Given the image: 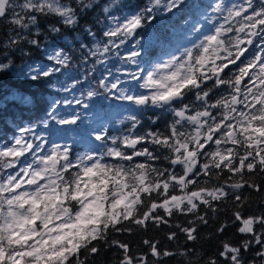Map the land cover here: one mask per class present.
<instances>
[{
    "label": "snow or ice",
    "instance_id": "1",
    "mask_svg": "<svg viewBox=\"0 0 264 264\" xmlns=\"http://www.w3.org/2000/svg\"><path fill=\"white\" fill-rule=\"evenodd\" d=\"M182 3L183 0H167L163 7L172 11ZM79 4L82 8L91 7L84 0H79ZM161 5L162 0H151L139 12L125 16L122 22L113 17L117 26L104 33L110 39L104 45L103 52L109 51L108 45L118 48L125 43L147 20L155 18L152 14ZM104 11L108 12L109 9L105 8ZM212 11L226 12L227 15L222 17L224 23L215 27L212 34L204 35L192 48H185L180 57L173 56L149 71L143 87L154 89L150 95H125L122 92V99L137 105L151 104L167 108L175 117H179L170 126L168 135L148 132L144 135L112 137L113 146L105 145L104 153H86L75 160L70 158L68 146L61 151L60 145H54L47 155L33 159L20 167L15 175H8L0 181V264H86L88 257L102 251L101 246L93 241L108 248L116 246L122 249L123 258L119 264H147L146 257L129 255L126 243L109 240L110 231H131L124 227L125 221L142 227L150 220L156 224H167L165 216L156 214L158 208L163 209L167 216H172L174 211L194 213L197 222L207 224V213L200 215V206L206 205L211 211H216L213 202L227 198L230 193L220 184L211 188L199 185L198 190H188V186H197L196 177L201 176L207 177L209 182L220 180L225 168L244 181L231 183L228 185L231 189L239 190L247 185L257 192L264 191V184L249 183L244 179L246 172L264 173V0H259V3L256 0H242L230 5L221 0L213 6ZM37 14H55L66 25L78 22L77 9L62 0H0V21L16 33L7 37L5 50L18 46L16 42L22 38L21 32L38 24ZM85 30L95 36L90 28ZM51 31L57 32L59 29L52 26ZM233 32L244 34L243 38L240 35L229 36ZM254 41L258 50L253 52L252 59L245 62L241 57L249 48L241 45L252 46ZM30 43L38 46L35 39ZM97 51H100L99 45ZM131 55L138 56L139 52ZM49 59L67 66L70 57L59 50ZM237 61L240 63L237 64ZM10 63L0 62V72L7 70ZM229 65H234L237 72L226 80L220 74L229 69ZM29 68L35 73L31 75L34 81L59 70L44 66L32 68L31 65ZM134 79L139 77L134 76ZM209 80L212 87L206 84ZM219 85L230 86L229 96L209 104L210 93ZM111 88H117V83H113ZM189 93L194 94L195 100L200 101L203 107L194 115L186 114L192 107L184 103ZM94 95L95 92L88 93L89 97ZM176 104L181 106L177 108L174 106ZM217 107L223 110L219 120L208 110ZM77 119H60L58 122L75 124ZM128 119L133 122L130 132L134 131L140 121L135 115ZM182 121L194 125V131H180L177 125L183 127ZM96 139L103 140L104 136L97 135ZM208 142L217 147L213 151H202ZM144 143L167 149L169 155L163 159L168 160L170 166L180 165L182 173H177L171 167L156 168L147 162L123 163L133 161L134 157H145L146 161L161 159L156 152L143 146ZM222 144L225 145L223 149L219 147ZM138 145L141 147L137 148ZM37 149L43 151L40 145L30 143L23 137L17 138L12 146L0 149V158H5L2 166L14 168L22 163L21 157ZM125 149H130L131 153ZM201 156L206 159L197 168ZM105 157H114L119 162H103ZM34 164L40 167H33ZM26 185L28 190L20 191ZM170 188L172 192L179 189L184 194H170ZM153 193H156V197H153ZM160 197L163 200L157 203ZM246 199L238 191L235 192V200L243 203ZM141 206L144 208L142 212L139 211ZM234 218L243 225L238 231L251 234V239L239 246L225 244L219 257L225 258V264H264V213L245 218L237 211ZM189 224L190 227H182L181 231L188 240L194 241L197 239L194 235L197 228L195 222L190 221ZM225 227L221 226L218 231L223 232ZM170 238H175V233ZM144 243L149 245L154 257L196 255L194 251H160L156 244L149 241ZM254 244L259 247L252 260L246 261L242 249L250 251ZM81 249H84L83 259ZM188 264L193 262L189 259ZM207 264H219V260L212 258Z\"/></svg>",
    "mask_w": 264,
    "mask_h": 264
},
{
    "label": "trees",
    "instance_id": "2",
    "mask_svg": "<svg viewBox=\"0 0 264 264\" xmlns=\"http://www.w3.org/2000/svg\"><path fill=\"white\" fill-rule=\"evenodd\" d=\"M196 1L194 7L200 8L202 0H193L189 5L184 3L181 7L174 8L172 11L157 12L154 10V19L147 20L142 27L136 30V33L130 37L135 41H139L144 37H154L156 35L155 42L148 45L147 41L139 45L140 52L138 57L142 61V54L147 47L156 46V50H162L168 47L167 43L170 39L172 27L176 26L175 18L181 14L183 16L193 8V3ZM63 3H69L72 7L77 9L78 22L75 25H66L63 23L62 18L55 14L47 16L38 15V24L32 25L28 30L21 32L22 38L16 43L18 46L8 47V36H14L9 27L5 25L3 21H0V62L9 63L10 66L7 70L0 72V148L4 144L11 141V138L20 132H27L29 126L35 125L38 128L42 127L43 121L48 117V109L50 107L52 97L59 93L58 84L60 79L67 73L71 72L72 76L70 80L78 82L79 86L84 85L88 80L93 84L95 90L98 93H103L107 96H111L116 100H122L117 96L116 91H113L111 86L105 88L100 83V77L106 80L107 85L113 84L115 81L123 83L125 79L124 71L130 70V74H134L137 69V65H134L132 58L127 57L124 51L121 49V45L117 48L112 45H108L109 51L103 52V47L108 44L109 37L105 36L107 25L108 13L104 11L107 6L114 5L115 8L124 10L129 14H134L148 5L151 0H84V3H88L91 7H80L79 0H62ZM200 3V4H199ZM199 11H197L198 13ZM52 26L59 29L57 32L51 31ZM15 27V26H13ZM90 28L95 36H91L85 29ZM17 31H20L17 29ZM232 36V35H229ZM235 36V35H233ZM243 38V36H242ZM37 40L38 46L30 43L31 40ZM116 39V38H112ZM119 43V40H116ZM126 42V41H125ZM256 43L254 45H241V47H248L249 51L245 53L242 60L252 59V54L257 51ZM99 45L100 51H97ZM58 48L62 50L64 54L70 57L67 66L56 64L53 59H49L48 55L50 50ZM192 48V47H191ZM154 51V52H155ZM195 51V50H194ZM51 63L59 67L58 71H54L48 77H41L38 80H32L31 75H21L22 71L28 69L29 65L39 63ZM220 63V61H217ZM240 62L237 61V64ZM231 69V70H229ZM229 69H225L224 73H221V77L224 79L232 78L233 74L237 72L234 65H229ZM35 74V73H34ZM33 74V75H34ZM83 75V78H81ZM247 79V78H246ZM208 87H212V81H206ZM243 88V85H241ZM20 93L22 100H11L8 95L11 92ZM113 91V92H112ZM111 92V93H110ZM231 92L229 85H219L213 88L208 100L209 104L216 103L221 97H228ZM100 96V94H99ZM98 108L92 104L90 108L94 110L91 112V116L95 114H102L105 109L102 107L104 101L100 97L97 99ZM185 104H191V110L186 113L188 115H194L197 110H203L200 101L195 100V96L192 93L184 100ZM102 104V105H101ZM175 107L179 108L181 105L176 104ZM239 107L243 108V105ZM210 112L220 119V113L223 111L219 107L209 108ZM103 115V114H102ZM133 115L140 121L136 125L134 131L130 132L133 122L129 119L122 120L111 127H108V136H114L109 130L120 127L122 131L128 132L130 135H144L148 132H158L164 135H168L170 132V126L176 119L174 113L167 108H158L149 105H139L133 107ZM235 115V114H234ZM235 123V121H232ZM184 125L181 127L177 125L180 131L193 132L194 125L188 124L182 121ZM106 131V132H107ZM219 134H217L218 136ZM49 136V135H48ZM44 139V142L49 144V139ZM216 137H214L215 139ZM83 143V142H81ZM81 146L78 142L76 147ZM143 146L148 147L150 151L156 152L161 156V159L155 161H146L145 157H134L133 161H125L126 165L133 163H150L156 168H172L177 173H182V167L180 165L170 166L169 161L163 159L164 156L169 155L167 149H160L159 146L152 145L150 143H144ZM141 147L140 145L137 148ZM217 146L214 143L208 142L205 144V149L202 151H213ZM220 148H224L225 145H220ZM231 147V145H227ZM80 149V148H77ZM131 153L130 149H125ZM32 158L31 156H28ZM9 159V158H8ZM206 157L201 156L199 162L196 165L199 168L204 162ZM5 158H0V171L3 172L6 168L3 167ZM116 158L112 157L108 163H118ZM195 171V170H194ZM219 171V170H216ZM221 179H213L211 182L207 180V177H196L198 185L194 186L189 184L188 190H198L199 185L205 187H213L217 184L223 185L230 193L227 198L220 201H214L213 205L216 211H211L206 205H201L199 209L200 215H206L208 220L207 224H201L196 221V215L194 213H184L174 211L172 216H167L163 209H157L156 214L165 216L168 223L156 224L153 221L146 222V226H138L132 224L130 221L124 222L125 228H130L131 231L111 232L109 233V240H117L126 243L129 246V255L139 258L146 257L147 264H188L190 259L193 264H207V261L212 258L219 260V264H225V258L219 257V252L223 251L224 245L239 246L245 240L251 239V234L240 233L238 229L242 227L241 221H237L234 218V213L240 212L242 217L259 216L264 213V191L257 192L255 189L248 188L245 185L244 188L239 190H233L228 185L235 181L243 183L239 176L235 173H229L225 168L221 173ZM244 179H247L249 183L255 182L256 184H264V173H245ZM227 181V183H225ZM239 192L242 197L247 199L242 203L235 200V192ZM170 194H184L179 189ZM153 197H156V193H153ZM163 197L157 199V203L162 202ZM143 206L139 211H143ZM195 222L197 232L194 235L197 236L196 240H188L185 233L181 231L182 227H190L189 222ZM226 225L223 232L218 231L221 226ZM258 227V226H257ZM175 233V238H170L171 234ZM149 241L156 244L160 251H170L174 253H183L185 251H194L196 255L185 256L176 255L174 257H154L151 254L149 245L144 243ZM94 244L101 246L102 251L96 256L88 257L86 264H119V261L123 258V250L116 246L108 248L98 241H93ZM258 245H253L250 251H244L242 249V255L246 261H251L255 254ZM84 258V249H81V259ZM257 259H259L257 257Z\"/></svg>",
    "mask_w": 264,
    "mask_h": 264
},
{
    "label": "rangeland",
    "instance_id": "3",
    "mask_svg": "<svg viewBox=\"0 0 264 264\" xmlns=\"http://www.w3.org/2000/svg\"><path fill=\"white\" fill-rule=\"evenodd\" d=\"M192 1L193 0H183V3L180 4V6L182 7L184 3L190 5ZM220 2L221 0H202V3H199L200 8L197 9L194 7L196 3L195 1L193 3V8H191L188 13L184 16L183 14H178L175 18L176 26H173L170 32V35L172 36H170L167 43L168 47H165L163 51H155L156 46L147 47L142 54V61H140L138 56L133 57L131 54L133 52H140L141 47L139 45L143 42L145 44V41H147L148 45L153 44V42H155L156 35H154L153 38L149 37L148 40L143 37L139 41H135V43L134 39H130V37H128L126 42L121 44V49L127 57L132 58V62L134 65H137V69L134 74H130V70L124 71L125 79L123 83L114 82L117 83V88H113L112 90L116 91L117 96L121 98L122 92L125 95H150L154 89L143 87L145 78L149 71H153L157 65L167 62L173 56L180 57L185 48H191L193 44L198 43L199 39H202L204 35L212 34L215 27L224 23L222 17L227 15V13H217L212 11L213 6ZM240 2H242V0H224L226 5ZM256 2L259 3V0H256ZM164 3H167V0H162V5L157 8V12L167 11L163 7ZM106 8L109 9L107 12L108 22L106 25V31L109 28L117 26L113 17L122 22L125 16L131 15L124 10L115 8L113 4L107 6ZM197 11L199 12L197 13ZM229 35H240L242 37L244 34L233 32ZM56 51H59V49L56 48L50 50L48 55L54 56ZM181 59H185V57H181ZM53 61L55 62L54 59ZM31 66L32 68L44 66L45 68L59 69L58 66L51 63L47 64L45 62L33 64ZM20 74L30 76L33 75L34 72H31L28 67L27 70L22 71ZM71 76V72H67L60 79L58 84L59 93L52 97V104L48 109L49 115L44 119L42 127L38 128L35 125L29 126L28 128L31 130L15 134L9 143L4 144L3 147L0 148L3 149L4 147H10L14 144L15 139L23 137L30 143L40 145L43 151L37 149L34 153H26L25 157L20 158L22 163L16 164L14 168L5 167L6 169L3 172L0 171V181L5 180L8 175H15V173L19 171L20 167L26 165L27 163H31L33 159H37L39 156L47 155L54 145H60L61 151H63L64 146H68L70 149V158L73 160L86 153H104L106 151L105 145L108 147L113 146L111 140L112 136H108V127L120 123L122 120H127L129 116L133 115V107L139 106L133 101L122 98V100H116L111 96L98 93L93 84L89 81L90 77L84 85L79 86L78 82L69 79ZM134 76L139 77V79H134ZM81 78H83V75ZM100 83L106 89L111 86V84L107 85L106 80L102 77H100ZM90 91L95 92L96 95L89 97L88 93ZM8 97L11 100H22L20 93L14 91L9 93ZM98 97L104 101V105H101L105 109V112L102 113L103 115L95 114V116H91L90 113L94 112V110L90 107L94 104L98 108ZM65 101H70V103H65ZM77 101H79V103H77ZM85 105H87V107H85ZM74 117H78L75 124H60L58 122L60 119H73ZM109 132L114 134L113 137L118 138L130 135L128 132L122 131L120 127H115L109 130ZM97 135H103L104 139L97 140ZM46 136H48L47 138L49 139V144L44 142ZM78 142H80L81 146L76 147ZM28 156H31L32 158H29ZM111 158L112 157H105V161L103 162H110ZM33 167H40V165L34 164ZM73 171H75V169H73ZM23 190H28L27 185L24 189H20V191Z\"/></svg>",
    "mask_w": 264,
    "mask_h": 264
}]
</instances>
